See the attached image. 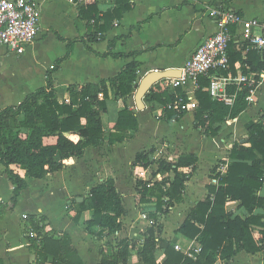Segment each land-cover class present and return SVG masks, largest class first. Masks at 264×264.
Masks as SVG:
<instances>
[{
	"label": "crops",
	"instance_id": "1",
	"mask_svg": "<svg viewBox=\"0 0 264 264\" xmlns=\"http://www.w3.org/2000/svg\"><path fill=\"white\" fill-rule=\"evenodd\" d=\"M36 1L42 14L41 32L36 40L28 44L21 54L13 52L7 47L0 48V109L10 105L16 106L28 94L46 86L47 71L53 68L57 59L65 55L67 51L68 43L60 40L59 36L69 39L86 38L88 25L93 24L79 14L80 9L89 0ZM97 1L100 14L118 6L116 2L114 4L110 0ZM130 1L133 8L124 13L120 20L114 21L113 26L104 34L105 38L96 43H89L92 50L88 49L82 41H77L74 44L71 56L62 62L58 71L54 73L55 90L59 99L70 100L67 91L69 85L97 84L118 75L128 63L133 61L140 64L137 81L150 72L170 69H174L172 72L176 77L180 76L181 69L197 46L217 30L215 19L207 9L210 5L233 6L246 19H264V0ZM259 31V29H254L255 33H259ZM231 33L229 54L234 61L233 70L230 66L229 71L223 73L226 75L230 73L233 78L246 76L255 79L257 83H260L257 89V100L263 97L261 104H264V92L258 91L262 86L264 89V70L259 74L260 80L256 79V70L262 65V53L250 48L243 28L232 25ZM111 43H113L112 47ZM110 49L114 53L137 51V54L122 57L100 56ZM158 83L162 88L168 89L171 94L183 92L182 88H167L164 79L156 84ZM133 93L127 98H111L108 101V112L103 114L105 136L100 145L88 147L82 157L70 158L63 169L49 174L45 178H29L27 188L22 191L12 210H10V202L14 185L8 177L5 167L0 163V204L9 205V209L0 216V264H40L37 261L38 254L35 249L30 247L29 239L22 226V219L31 214L44 215L47 218L48 229L70 235L72 245L84 264H100L101 250L104 249L107 252L112 240L115 243L126 237L136 239L138 242L128 264L138 263L137 252L143 243L145 229L151 221L150 218L144 220L142 214L149 215L156 209V198L152 197L149 201L142 200L140 189L137 188L138 179H134L131 173L135 175V172L143 167L134 166L133 162L138 152L149 150L146 147L149 143L146 142H152L155 147L159 144L157 139L155 140L159 129H156L153 117L161 119L165 106L144 98L145 108L138 112L140 109H135V93ZM125 103L138 117L140 127L137 131L130 130V138L125 141L110 144L109 134L114 130L118 114L124 108ZM258 107L262 106H258V103L250 104L237 118L219 124L220 131L216 136L205 134L201 137L199 135L198 142L194 145H190L191 139H189V141L187 140L189 148L177 149L173 158L167 159L176 161L182 154L193 153L198 157V162L186 183L182 200L161 218L162 230L159 236L162 239L172 240L175 238L176 243L181 244L184 250L189 246H192L193 250L200 248L197 240L188 239L177 233L188 212H183L181 206H185L189 210L200 200L206 198L208 195L207 185L217 182L212 177L214 169L217 172L225 173L229 162L228 154L235 142L248 144L246 125L251 121L261 120L264 115L263 108L257 116ZM195 111L184 113L181 119L173 121L180 124L190 116H193L194 121ZM163 121L165 123L172 122V120ZM189 122H192L191 119ZM186 127L190 128L189 125L184 126L185 129ZM193 128V131L188 129L189 137H193L196 132L203 131L205 133L201 127ZM184 137L186 138V135ZM202 138L205 139L202 140ZM245 140L247 142H244ZM54 141L53 138L48 140V142ZM155 147L152 146L150 149H154L153 158L157 159L158 151ZM218 160L222 161L221 166H219ZM125 164H129L134 170L130 172L129 165ZM155 171H152L151 174L152 182L173 176L172 173H158L153 176ZM184 171H190V169ZM108 178L116 180L126 214L121 219L123 224L121 230L115 233L104 230L102 236L98 237L89 232L85 224L86 221L93 218V210L87 208L79 216L77 203L85 202L87 207L90 190ZM263 192L264 185L259 190V194L264 196ZM238 205L239 202L232 201L228 203L227 207L244 215L243 209L237 210ZM256 212L264 213L263 210ZM77 216H79V220H77ZM95 230L99 232L101 229L96 228ZM260 230V227H255L256 238L261 236ZM183 252L185 253V251ZM156 257L159 262H163L166 258L164 250L159 246ZM42 264L53 263L49 259ZM216 264H264V251L256 254L241 251L230 260L219 259Z\"/></svg>",
	"mask_w": 264,
	"mask_h": 264
},
{
	"label": "trees",
	"instance_id": "2",
	"mask_svg": "<svg viewBox=\"0 0 264 264\" xmlns=\"http://www.w3.org/2000/svg\"><path fill=\"white\" fill-rule=\"evenodd\" d=\"M97 2L89 0L79 11L81 17L89 23L93 22L88 25L86 38L69 39L59 36L60 40L68 43L67 51L47 71L46 86L28 94L20 104L0 109V163L14 185L10 210L27 188L29 178H45L63 169L70 158L82 157L88 147L100 145L105 136L103 114L108 112V101L111 98L129 97L137 86L140 64L133 61L118 75L97 84L69 85V101L61 100L57 95L54 73L71 56L74 44L82 41L92 50L89 43L103 40L114 21L120 20L124 13L133 8L130 0H117L118 6L100 14ZM135 54L137 51L114 53L110 49L100 56L122 57ZM261 56L262 65L256 70L257 80H260L259 74L264 70V54ZM233 63L230 58L232 70ZM159 84L153 86L145 98L165 106L161 119H181L184 113L170 107L175 101V94ZM209 84L208 78L201 77L200 87L196 90L198 108L195 111L194 125L204 129L205 134L216 136L220 131L219 124L230 122L249 107L247 96L250 88L243 86L239 90L236 85L229 86V94H235L234 104L229 106L210 95L206 90ZM139 127L138 117L125 103L118 114L114 130L109 134L110 144L125 141L130 138L129 131H137ZM246 128L248 144L235 142L228 154L229 162L225 173L214 169L212 177L217 182L207 185L208 195L188 210L185 221L177 230V233L197 240L200 244L198 252L192 250L193 257L175 248V238L162 239L159 233L162 230L161 218L182 200L198 157L188 153L180 155L176 161L159 159L158 169L153 176L172 173V177L157 180L151 187L147 186L150 180H137L142 200L149 201L155 197L156 209L148 215L152 223L145 230L136 264H216L219 259L230 260L241 251L250 254L264 251V213L256 212L264 211V196L259 194L264 185V115L257 122H249ZM51 138L55 141L48 142ZM153 153L154 149L138 152L133 165L150 167L155 161ZM185 169L190 171H184ZM88 200L87 207L85 202L77 204L79 216L87 208L94 212L93 218L85 222L89 232L101 237L104 230L115 233L122 229L121 219L126 214V208L115 179L108 178L94 186L89 192ZM232 201L239 202L237 210L243 209L244 215L228 209L227 205ZM8 209L9 205L0 204V216ZM79 216L76 217L77 220ZM46 221L44 215L37 214L26 215L22 219L29 245L38 254V263L51 259L53 264H84L72 245L70 235L48 229ZM255 227L261 228L259 238L255 236ZM96 228L101 230L98 232ZM31 231L35 232L34 236L30 235ZM137 244L136 239L128 237L110 244L109 251L101 250L100 264H128ZM158 246L166 255L163 262H159L156 257Z\"/></svg>",
	"mask_w": 264,
	"mask_h": 264
},
{
	"label": "built area",
	"instance_id": "3",
	"mask_svg": "<svg viewBox=\"0 0 264 264\" xmlns=\"http://www.w3.org/2000/svg\"><path fill=\"white\" fill-rule=\"evenodd\" d=\"M70 1L74 2V0ZM110 1L115 4L117 0ZM207 9L215 19L216 32L197 46L181 69L180 76L164 79L167 88L183 89L182 93H174L175 101L170 105L171 108L183 113L192 112L198 108L195 90L200 87L201 77L210 80L207 87L210 95L229 106H233L235 100V94L228 92L229 86L232 85H236L239 90L243 86L249 87L250 93L247 101L249 104L257 101V89L260 83L246 76L233 78L230 73L226 75L223 72L229 71L230 67L231 26L236 25L243 28L250 48L264 54V19H246L233 6L223 4L210 5ZM41 15V9L36 0H0V48L7 47L18 54L23 53L26 46L34 42L41 32ZM254 29H259V33H255ZM135 176L139 180L149 181L151 179L144 167L139 168ZM152 185L150 180L147 186ZM142 218L148 220V214L143 213ZM30 235L34 236L35 232L31 231ZM175 248L193 257L192 246L184 250L181 244L176 243ZM199 250L200 248H196L195 251Z\"/></svg>",
	"mask_w": 264,
	"mask_h": 264
},
{
	"label": "rangeland",
	"instance_id": "4",
	"mask_svg": "<svg viewBox=\"0 0 264 264\" xmlns=\"http://www.w3.org/2000/svg\"><path fill=\"white\" fill-rule=\"evenodd\" d=\"M140 80L141 79H139L137 81V85L139 84ZM136 89H137V86H136ZM136 89H135L134 93H136ZM258 91L264 92L263 86L260 87ZM262 99H263V97H260L258 99L259 101L257 100L255 102V104L258 103V106H262V107H258L259 109L257 111V116H259L260 110H262L264 108L263 107L264 104L263 103L261 104V100ZM134 106H135V109L138 110L137 106H136V103L134 104ZM142 110H138V112L139 111L141 112ZM189 119H191L192 122H189ZM189 119L188 118L184 119L183 122L180 123V124H176V122L173 121V120H172V122H168V123L166 122L167 123L166 124L165 121L159 119L158 117H155V116L153 117V120L155 122L154 124H156V129L157 130L159 129V133H157L158 136L155 137V140L157 139V143H159V144L155 147V145H153L152 142H146L147 144L149 143L146 146V147H148V149H150L153 146V147L157 148V151H158V153L156 154L157 159H155L154 164H152L148 168H145V169L148 170V177H150L152 179V177H151L152 171H155V170L158 169V166H159L158 160L159 159H166L167 160V159L173 158V156L177 152V149L189 148L188 144H187V140L189 141V139H191L190 145L191 144L194 145V143L198 142V139L200 137L199 135H201V137H202V135H205V133L203 131H200L201 133L195 131L196 132L195 135L193 137H189V134H190L189 130L193 131V129H194L193 127H195L194 126V121H193V116H190ZM186 125L190 126V128L186 127L187 130L184 128V126H186ZM158 127H160V128H158ZM184 135H186V138L184 137ZM204 139L205 138H202V140H204ZM221 162H222L221 160H218L219 166H221L220 165ZM125 165H129V164H125ZM129 168H130V172L134 170V168L131 167L130 165H129ZM131 174H132V177L134 179L137 178L133 173H131ZM210 179H211V176H210ZM155 182L156 181H154L152 183L154 184ZM181 205H183V204H181ZM139 209H141V208H139ZM181 209H182L183 212L188 211L185 206H181ZM147 224H149V223L147 222ZM110 244H113V240L110 242ZM107 250L109 251L110 248H108Z\"/></svg>",
	"mask_w": 264,
	"mask_h": 264
},
{
	"label": "water",
	"instance_id": "5",
	"mask_svg": "<svg viewBox=\"0 0 264 264\" xmlns=\"http://www.w3.org/2000/svg\"><path fill=\"white\" fill-rule=\"evenodd\" d=\"M173 70L153 71L140 80L135 93V102L138 109L142 110L145 108L144 98L154 84L165 78L176 77L175 73L172 72ZM244 142L247 141L245 140Z\"/></svg>",
	"mask_w": 264,
	"mask_h": 264
}]
</instances>
